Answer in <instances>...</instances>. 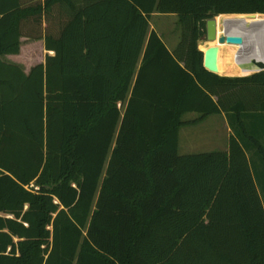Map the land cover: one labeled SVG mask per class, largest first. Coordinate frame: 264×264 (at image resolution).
I'll return each instance as SVG.
<instances>
[{
  "label": "trees",
  "instance_id": "1",
  "mask_svg": "<svg viewBox=\"0 0 264 264\" xmlns=\"http://www.w3.org/2000/svg\"><path fill=\"white\" fill-rule=\"evenodd\" d=\"M245 13L264 0H0V264H264V69L221 76L198 49ZM21 37L53 52L28 73L2 58ZM188 112L231 116L228 149L179 154Z\"/></svg>",
  "mask_w": 264,
  "mask_h": 264
},
{
  "label": "rangeland",
  "instance_id": "2",
  "mask_svg": "<svg viewBox=\"0 0 264 264\" xmlns=\"http://www.w3.org/2000/svg\"><path fill=\"white\" fill-rule=\"evenodd\" d=\"M217 21V32L228 33L237 29H243L246 35V45L236 52L232 44H221L222 63L231 66L226 72L227 76H244L264 69V57L254 60L256 42L264 40V15L243 18L239 14H220L214 17ZM150 30H155L170 51H174L181 37V28L176 14H155L150 17ZM258 33V34H256ZM203 43V44H202ZM213 42L202 37L198 41V47L207 48ZM221 48V47H219ZM227 48V49H226ZM218 51V55L221 54ZM49 52L45 49L42 39L25 37L21 41L18 54L5 55L6 61L19 65L23 70H28L36 64L43 63ZM235 54V57H234ZM195 113H186L182 119H190ZM225 115L213 114L203 122L196 125L182 126L178 134V153L190 154L205 151L227 150L229 137L235 134L233 129L235 120L228 118V126ZM191 120V119H190ZM249 119H246L247 122ZM257 126L256 132L261 143L264 145V114L254 119ZM247 156L258 169L261 167L260 158L253 148L247 150ZM261 189V188H260ZM259 189V191H260ZM262 190V189H261ZM264 199L263 191H260Z\"/></svg>",
  "mask_w": 264,
  "mask_h": 264
},
{
  "label": "water",
  "instance_id": "3",
  "mask_svg": "<svg viewBox=\"0 0 264 264\" xmlns=\"http://www.w3.org/2000/svg\"><path fill=\"white\" fill-rule=\"evenodd\" d=\"M256 14L261 15L262 13H245L239 15H241V17L243 18H248L253 17ZM203 37L206 40L213 42L212 45L203 50V67L208 71L216 74H218L217 59L219 45L226 43L240 46L245 42L244 38L240 35H232L229 33L218 34L217 21L214 17L206 20V31Z\"/></svg>",
  "mask_w": 264,
  "mask_h": 264
},
{
  "label": "crops",
  "instance_id": "4",
  "mask_svg": "<svg viewBox=\"0 0 264 264\" xmlns=\"http://www.w3.org/2000/svg\"><path fill=\"white\" fill-rule=\"evenodd\" d=\"M155 14H164V13H159V12H156V11H154L153 13H152V15L151 16H154ZM256 15H260V14H256ZM229 34H232V35H240V36H242L243 38H244V44L243 45H234L235 47H236V52H238V50L239 49H241L242 47H244L245 45H246V35H245V32H244V30L243 29H237V30H235V31H229L228 32ZM25 37H21V41L24 39ZM259 43H260V45H259V48L258 47H256V50H258V52H259V54H256V53H254V60L256 61L257 60V58L259 59V57H261V58H263L264 57V40H263V42L262 41H260L259 40ZM203 44V43H202ZM209 46H210V44H208ZM224 45H226V43H224ZM228 45V44H227ZM219 47H221V48H219V51H220V53L222 52L221 50H224V48L221 46V45H219ZM198 49L200 50V51H202V53H203V50H204V48H201V47H198ZM227 49V48H226ZM49 52V54H53V52L52 51H48ZM12 55V54H11ZM259 56V57H258ZM234 57H235V54H234ZM222 53L220 54V55H218V59H217V67H219L218 68V74L219 75H221V76H227L226 74L227 73H225V72H221V68L220 67H224V66H227L228 67V65H224L223 63H222ZM13 63V62H12ZM31 69V68H30ZM30 69H28V70H23L25 73H28L29 71H30ZM188 113H195V112H188ZM186 114V113H185ZM211 115H213V114H210V115H208V116H206V117H204V118H202V119H200V120H198V121H194V120H196L198 117H199V114L198 113H195V115H193V117H191L190 119L188 118V119H182V121L183 122H185L183 125H181L180 127H182V126H189V125H196V124H199V123H201V122H203L207 117H209V116H211ZM219 115H223V113L222 114H219ZM183 117V116H182ZM225 121H226V123H227V126H228V118H227V116L225 115ZM180 129V128H179ZM178 134H179V131H178Z\"/></svg>",
  "mask_w": 264,
  "mask_h": 264
},
{
  "label": "bare ground",
  "instance_id": "5",
  "mask_svg": "<svg viewBox=\"0 0 264 264\" xmlns=\"http://www.w3.org/2000/svg\"><path fill=\"white\" fill-rule=\"evenodd\" d=\"M256 34H258V33H256ZM259 45H260L259 41H258V42H256V46H255V48H256V47H258V48H259Z\"/></svg>",
  "mask_w": 264,
  "mask_h": 264
}]
</instances>
